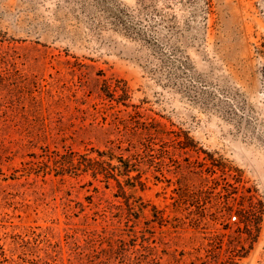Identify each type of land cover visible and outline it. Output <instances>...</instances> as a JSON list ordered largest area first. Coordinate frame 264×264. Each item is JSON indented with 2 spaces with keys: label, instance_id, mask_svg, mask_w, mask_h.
<instances>
[{
  "label": "rangeland",
  "instance_id": "1",
  "mask_svg": "<svg viewBox=\"0 0 264 264\" xmlns=\"http://www.w3.org/2000/svg\"><path fill=\"white\" fill-rule=\"evenodd\" d=\"M0 246L264 264V0H0Z\"/></svg>",
  "mask_w": 264,
  "mask_h": 264
},
{
  "label": "trees",
  "instance_id": "2",
  "mask_svg": "<svg viewBox=\"0 0 264 264\" xmlns=\"http://www.w3.org/2000/svg\"><path fill=\"white\" fill-rule=\"evenodd\" d=\"M97 153V158H90L88 156H81V160L79 162V167H84L85 170H93L94 172V176H98L103 175L104 178L106 179V181L108 182L111 178L115 179L116 182L119 184V187L122 189V184L121 182L116 179L115 175H114V171L115 170H119L120 168L117 167H112L111 164L109 162H107V158H109V160L111 158H115L114 155H112V153L108 152V151H100L97 150L95 151ZM76 154L71 153L70 157L71 159L69 161H67V166L68 168H76V164L74 162V158L76 157ZM118 160L124 164L125 159L123 157H118ZM125 168L127 166V163L124 164ZM123 171H119L120 174H124L122 173ZM125 172H129V166L127 171L125 170ZM9 260L6 257L5 251L3 249V247L0 246V264H8Z\"/></svg>",
  "mask_w": 264,
  "mask_h": 264
}]
</instances>
